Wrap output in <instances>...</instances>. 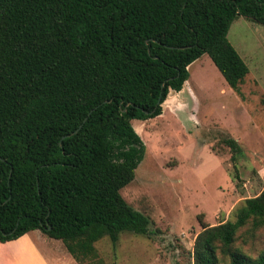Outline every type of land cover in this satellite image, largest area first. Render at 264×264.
Listing matches in <instances>:
<instances>
[{
  "label": "trees",
  "instance_id": "16d2710c",
  "mask_svg": "<svg viewBox=\"0 0 264 264\" xmlns=\"http://www.w3.org/2000/svg\"><path fill=\"white\" fill-rule=\"evenodd\" d=\"M237 16L264 26V0H0V242L38 230L92 264L98 239L147 234L119 194L143 153L130 120L159 115L201 54L237 93ZM223 143L233 161L239 146ZM260 227L264 187L232 219L200 223L173 264H264L234 243Z\"/></svg>",
  "mask_w": 264,
  "mask_h": 264
},
{
  "label": "rangeland",
  "instance_id": "374dc122",
  "mask_svg": "<svg viewBox=\"0 0 264 264\" xmlns=\"http://www.w3.org/2000/svg\"><path fill=\"white\" fill-rule=\"evenodd\" d=\"M225 37L247 67L237 93L201 54L186 66L180 90H168L159 115L130 120L143 153L119 194L148 217V233L122 231L113 245L98 239L92 264L181 262L180 247L191 248L200 223L232 219L242 199L264 187V26L237 16ZM227 137L239 146L233 161ZM241 232L234 243L242 252L264 251V227L243 240Z\"/></svg>",
  "mask_w": 264,
  "mask_h": 264
},
{
  "label": "crops",
  "instance_id": "0c3cea01",
  "mask_svg": "<svg viewBox=\"0 0 264 264\" xmlns=\"http://www.w3.org/2000/svg\"><path fill=\"white\" fill-rule=\"evenodd\" d=\"M33 232L37 236L32 235ZM50 239L38 230H31L15 239L0 242V264H69L65 257L70 253L59 240Z\"/></svg>",
  "mask_w": 264,
  "mask_h": 264
},
{
  "label": "water",
  "instance_id": "95a60500",
  "mask_svg": "<svg viewBox=\"0 0 264 264\" xmlns=\"http://www.w3.org/2000/svg\"><path fill=\"white\" fill-rule=\"evenodd\" d=\"M170 91H171V93L174 92L173 90H170Z\"/></svg>",
  "mask_w": 264,
  "mask_h": 264
}]
</instances>
